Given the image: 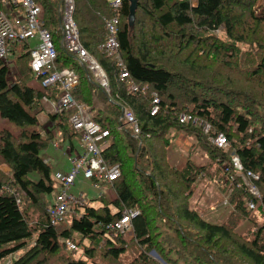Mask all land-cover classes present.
I'll use <instances>...</instances> for the list:
<instances>
[{
    "label": "trees",
    "instance_id": "16d2710c",
    "mask_svg": "<svg viewBox=\"0 0 264 264\" xmlns=\"http://www.w3.org/2000/svg\"><path fill=\"white\" fill-rule=\"evenodd\" d=\"M36 1L58 53L48 73L74 70L76 102L101 103L93 116L109 131L99 142L101 157L119 164L121 176L111 182L114 196L84 197L71 204L70 222L51 223L49 195L63 170L53 143L69 139L75 147L80 135L70 118L77 109L49 114L48 128L39 118L42 101H57L61 86L43 87L47 74L33 71L31 46L11 43V66L0 60V115L21 131L0 128V264H264V5L259 12L258 0H139L131 27L129 0L118 11L109 0H75L81 42L104 71L106 89L87 62L62 47L64 0ZM114 15L126 80L119 59L101 48ZM124 110L134 112L138 137L122 120ZM183 114L192 119L181 122ZM181 132L195 141L176 165L171 146L179 149ZM219 134L226 147L213 142ZM234 154L259 176V195L232 165ZM206 178L220 182L215 204L232 206L223 221L208 219L197 201L195 185ZM129 210L139 215L127 240V230L110 226ZM131 244L137 249L129 257Z\"/></svg>",
    "mask_w": 264,
    "mask_h": 264
},
{
    "label": "built area",
    "instance_id": "2783aa9c",
    "mask_svg": "<svg viewBox=\"0 0 264 264\" xmlns=\"http://www.w3.org/2000/svg\"><path fill=\"white\" fill-rule=\"evenodd\" d=\"M122 5V0H114L111 6L115 11H118ZM75 0H64L63 9V24H62V46L72 54H77L79 58L87 62L94 70L95 75L99 78L101 84L108 89V82L104 71L99 64L84 48L78 26L74 19ZM43 7L36 0H0V60L5 64L8 62L9 45L10 43H30L36 41L31 46V67L36 76L47 74L43 77L41 85L43 87L51 84L61 86V92L58 101L53 102V113L62 112L68 109L76 108L77 111L71 116L70 121L74 129L79 132L80 146L78 148H68L67 154L73 162V167L68 172H57L56 179L61 182V187L54 197L48 208L50 221L52 224H57L63 221L66 215L70 212L72 203L81 204L84 201L82 195H74L69 193V190L75 185L78 175L82 172L84 178L92 181L95 187L103 182H112L121 176V167L119 164L107 166L101 157L102 147L99 142L107 135L108 130H104L102 126L93 118L94 112L98 107L90 106L86 103L78 104L72 95V90L79 84V76L70 69H56L50 73V68L53 66L54 60L57 58V50L53 41V36L48 29L42 27ZM120 18L114 15L106 20L107 39L101 45V48L114 55L119 59L121 66L120 78L126 80L129 77V72L126 69L123 61L119 57V32ZM8 65V64H7ZM9 66L11 64L9 63ZM136 86L134 85V88ZM156 106L152 113L155 114L159 106V99L156 95L154 100ZM192 117L186 114L181 116V122L191 120ZM122 120L130 124L135 135L138 137L141 129L138 120L131 110H124ZM196 122V119L194 120ZM209 126L207 127V131ZM213 142L218 147H226L228 144L224 134H219L213 138ZM55 147H59L58 141ZM48 161V160H46ZM232 165L236 170L242 173L246 185L254 195H259V190L254 183L259 176L252 171H245L239 155L234 154L232 157ZM250 208L255 205L250 203ZM139 215L138 210H129L114 224L110 226L111 230L116 232H125L131 226V221ZM69 250H76V245L67 241Z\"/></svg>",
    "mask_w": 264,
    "mask_h": 264
},
{
    "label": "rangeland",
    "instance_id": "374dc122",
    "mask_svg": "<svg viewBox=\"0 0 264 264\" xmlns=\"http://www.w3.org/2000/svg\"><path fill=\"white\" fill-rule=\"evenodd\" d=\"M109 1H114V0H109ZM264 5V0H258V5H257V11H261V6ZM36 42H32V45H34ZM9 66V63H7ZM43 123H45L48 127L51 126V122L49 120H47L46 122L44 121ZM0 128H5L8 129L10 132L12 133H19L21 131V128L15 124L14 122H11L10 120L3 118L0 115ZM186 138L182 137L183 139H180V135L178 136L176 143H178V145L180 146L178 149V153L177 156H181L182 159L184 160V156L185 155H189L192 154L193 151L188 150L191 147V142L195 141V137L193 135H189L188 133H184L182 132ZM191 141V142H190ZM74 143L78 146V141L75 139ZM66 147V145H65ZM172 150L177 149L176 145H172ZM176 155L175 153H172L171 155V163L172 164H177L176 161ZM52 161H55L54 158ZM56 161L61 162L62 166H63V170L64 171H68L71 170L73 165L72 163L69 162L68 160V155H63L61 153L56 154ZM206 182H209V184L205 185ZM219 180H212V179H203L201 181L200 184H196L195 185V192L198 193L197 194V201L200 204V206L204 207L205 209H207L206 212V217L212 221H223L227 215L229 214V212L232 210V206H225L223 204L221 205H216V191H220L219 187ZM59 189V188H58ZM58 189L55 190L52 194L49 195V197L53 200L54 197L56 196ZM81 192L84 193V196L88 199H92L93 197H97L100 196L102 193H106L109 194L111 197L114 196V191L112 189V186L110 184H103L101 185V188H95L92 184V182L86 178H84V174L81 172L75 182V185L69 190V193H73L74 195H78ZM258 213V210H253V214L256 215ZM72 220V215H68L66 217V222H70ZM249 221L247 222H243L240 227L239 230L243 231L245 230L248 226H249ZM130 234L131 232L129 231V229L127 230L126 235V239L130 240ZM136 245L131 244L130 245V256L132 255V253L136 252ZM153 256L157 257L158 256L155 254V252L151 253ZM161 260V259H159Z\"/></svg>",
    "mask_w": 264,
    "mask_h": 264
},
{
    "label": "crops",
    "instance_id": "0c3cea01",
    "mask_svg": "<svg viewBox=\"0 0 264 264\" xmlns=\"http://www.w3.org/2000/svg\"><path fill=\"white\" fill-rule=\"evenodd\" d=\"M32 42H36V41H32ZM32 42H30V43H28L30 46H32ZM11 44V43H10ZM10 47H11V45H9ZM63 47V46H62ZM11 64V63H10ZM58 101V100H57ZM53 102H56V101H54V100H50V99H48V98H44L43 99V101H42V106H43V111L41 112V114L39 115V118H40V120L42 121V122H46L47 120H49V114H51V113H53L52 112V110H54V107H53V105H52V103ZM92 106H94V107H101L102 105H101V103L100 102H93V104H92ZM52 127V123H51V126L50 127H48V128H51ZM180 135V136H179ZM178 136L180 137V139H183L182 137H184V138H186L185 137V135L181 132L180 134H179ZM178 138V137H177ZM56 141H58L59 142V144H60V146L57 148V147H55V142ZM78 141V146L75 144V147L74 148H78V149H82L81 148V146H80V139L79 140H77ZM55 142L53 143V148H54V151L57 153H61V154H65V155H68L67 154V149L68 148H72L71 147V145H72V143L73 142H70L69 141V139L68 140H66L65 142H60V140L59 139H56L55 140ZM191 142V141H190ZM191 147L188 149V150H190L191 151V149L194 147V144H193V141L191 142ZM65 145H66V147H65ZM180 147V146H179ZM178 150L176 149V150H174V152H175V155H176V159H175V161H176V165H181L182 163H183V159H182V157L179 155V156H177V153L179 152H177ZM171 155H172V153H171ZM171 155H170V161H171ZM51 158V157H50ZM53 160V159H52ZM68 160H69V162L70 163H72V165H73V162L69 159V156H68ZM1 168H2V170H4V171H8V168L6 167V166H1ZM69 171V170H68ZM68 171H64V170H58L57 172H68ZM56 172V173H57ZM55 173V174H56ZM59 181V180H58ZM92 182V181H91ZM61 183V182H60ZM93 184V183H92ZM103 184H110L111 185V182H103V183H101L99 186H97V187H95L94 185V187L95 188H101V185H103ZM61 187V186H60ZM60 189V188H59ZM78 195H82L83 197H85L84 196V193L83 192H81L80 194H78ZM85 199V198H84Z\"/></svg>",
    "mask_w": 264,
    "mask_h": 264
},
{
    "label": "water",
    "instance_id": "95a60500",
    "mask_svg": "<svg viewBox=\"0 0 264 264\" xmlns=\"http://www.w3.org/2000/svg\"><path fill=\"white\" fill-rule=\"evenodd\" d=\"M129 1H130V7H129L128 23L131 27H133L136 20V13L138 9L139 0H129ZM155 254L159 257V255L156 252ZM161 261L164 262L162 259Z\"/></svg>",
    "mask_w": 264,
    "mask_h": 264
},
{
    "label": "bare ground",
    "instance_id": "6f19581e",
    "mask_svg": "<svg viewBox=\"0 0 264 264\" xmlns=\"http://www.w3.org/2000/svg\"><path fill=\"white\" fill-rule=\"evenodd\" d=\"M227 137V136H226Z\"/></svg>",
    "mask_w": 264,
    "mask_h": 264
}]
</instances>
